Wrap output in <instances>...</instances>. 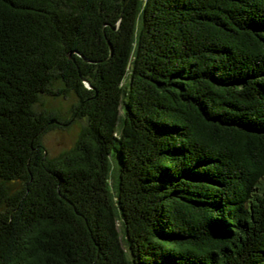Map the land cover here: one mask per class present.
I'll return each instance as SVG.
<instances>
[{"label":"trees","instance_id":"1","mask_svg":"<svg viewBox=\"0 0 264 264\" xmlns=\"http://www.w3.org/2000/svg\"><path fill=\"white\" fill-rule=\"evenodd\" d=\"M0 264H264V0H0Z\"/></svg>","mask_w":264,"mask_h":264},{"label":"rangeland","instance_id":"2","mask_svg":"<svg viewBox=\"0 0 264 264\" xmlns=\"http://www.w3.org/2000/svg\"><path fill=\"white\" fill-rule=\"evenodd\" d=\"M53 87H61V84L56 82ZM76 102L77 100L72 94L67 97L40 95L37 102H35L34 110L37 113H56L61 118H71L70 123L66 127L50 128L42 134L41 143L46 149L47 156L55 157L63 151L71 148L77 140L79 131L85 126L86 121L84 119L71 117ZM111 163L115 165L113 158H111ZM110 182H113V177H111Z\"/></svg>","mask_w":264,"mask_h":264},{"label":"water","instance_id":"3","mask_svg":"<svg viewBox=\"0 0 264 264\" xmlns=\"http://www.w3.org/2000/svg\"><path fill=\"white\" fill-rule=\"evenodd\" d=\"M108 46H109V50H110V54H111V52H112V48H111L109 42H108ZM74 53H75L74 51L69 53V58H70V59H73V54H74ZM84 61L89 62V61L86 60V59H84ZM88 87L90 88V86H88Z\"/></svg>","mask_w":264,"mask_h":264}]
</instances>
